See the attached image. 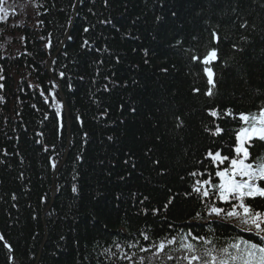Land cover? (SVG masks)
Wrapping results in <instances>:
<instances>
[{
  "label": "trees",
  "instance_id": "obj_1",
  "mask_svg": "<svg viewBox=\"0 0 264 264\" xmlns=\"http://www.w3.org/2000/svg\"><path fill=\"white\" fill-rule=\"evenodd\" d=\"M0 7V264H187L180 242L188 233L211 241L188 237L199 252L240 238L262 244L238 218L208 213L237 201L185 193L204 178L188 173L203 171L205 150L227 154L231 144L203 131L215 119L207 109L247 113L264 102V0H0ZM216 25L226 38L210 100L203 65L190 56L204 54ZM52 92L60 104L62 93L68 121ZM216 123L239 126L231 117ZM246 203L264 211L259 198Z\"/></svg>",
  "mask_w": 264,
  "mask_h": 264
},
{
  "label": "snow or ice",
  "instance_id": "obj_2",
  "mask_svg": "<svg viewBox=\"0 0 264 264\" xmlns=\"http://www.w3.org/2000/svg\"><path fill=\"white\" fill-rule=\"evenodd\" d=\"M105 4L108 0H104ZM235 11V10H233ZM5 10L0 7V19L4 18L3 13ZM176 15L175 12L172 13ZM157 22L161 20V17H156ZM111 23V21H106ZM248 21L243 20L239 27L246 29L248 27ZM254 27V25H253ZM219 25H216L209 32V38L207 42L206 51L202 56L191 55L190 59L194 62H199L203 65V74L206 77V83L208 87L204 91L203 95L210 100L216 93L217 81L216 73L214 72L213 65L219 59V44L226 37H222L219 34ZM88 31L87 28L84 29ZM241 40L247 41V37H241ZM85 44L88 42L85 41ZM181 41L177 40L174 47L179 46ZM50 46V45H49ZM236 47V45H233ZM243 50V49H239ZM190 52L191 50H186ZM145 55H148V50H144ZM148 61L146 60L145 63ZM167 71V69H162ZM60 76L63 77L64 73L61 72ZM2 87V85H0ZM56 85L53 84V88ZM71 87V85H69ZM107 90V86H105ZM194 93H199V88H193ZM43 94V93H42ZM51 99L56 103L57 115L60 114V109L63 107L58 101H56L55 93H50ZM47 99V98H46ZM134 111V109H133ZM207 115L215 118L210 123L213 125L210 127L208 124L203 125V131L208 133L211 137L223 138L224 135H228L231 144L228 145V153L222 154V150L219 148L209 147L205 150L204 159L198 160L197 163L201 165L203 171L195 170L190 171L188 175L190 177H204L203 179H194L191 184V191L185 193V195L195 194L202 201L206 200L211 194H214L216 199L223 202L237 201L238 203H230L231 210H225L221 207L211 206L208 209L210 216L215 217H227L238 218L242 225L247 226L248 231H254L256 235L264 241V211H256L250 203L246 201H256L259 198L260 201H264V102L258 106V110L255 112H240L234 114L231 108L220 110L213 106L207 109ZM221 117H231L237 121L238 127L234 129H227L216 123V119ZM79 119V118H78ZM176 127L182 129L185 124L181 116H176ZM111 139V137L109 138ZM159 139V137L157 138ZM213 143H216L214 140ZM47 150V149H45ZM207 162V163H206ZM128 163V161H125ZM159 163V161H154ZM52 167L55 169V162L52 163ZM135 167V165H133ZM211 169V170H210ZM123 179V177H121ZM183 179V177H181ZM71 191L78 193L79 189L76 184L72 185ZM15 199V197H13ZM148 197H144L147 200ZM143 203V201H141ZM173 203V198L169 197L164 208L167 209L168 205ZM158 210L154 209L153 214H156ZM199 217V213H197ZM143 238L148 240L149 237L143 234ZM188 237H191L192 241L201 240L205 244H211V241L204 240L203 237L192 236L188 233L186 237L181 238L180 249H183L188 253L183 259L187 261V264H264V246L259 243H252L248 240H239L236 243L228 245V247L221 248L219 250L215 248H204L202 252H199L197 245L192 242H188ZM64 239L63 236L60 238ZM0 241H4V236L0 235ZM176 243V239H168L167 244L172 245ZM132 245H130L131 247ZM157 249V254L162 253L165 250V243L161 241L158 245H154ZM4 247L12 251L11 245L5 243ZM119 247V245H117ZM231 249V251H230ZM143 252H148V248H141ZM131 259V257H127ZM168 259H172L171 256ZM141 264H144L141 260Z\"/></svg>",
  "mask_w": 264,
  "mask_h": 264
},
{
  "label": "bare ground",
  "instance_id": "obj_3",
  "mask_svg": "<svg viewBox=\"0 0 264 264\" xmlns=\"http://www.w3.org/2000/svg\"><path fill=\"white\" fill-rule=\"evenodd\" d=\"M74 7H75V4L73 5V9H72L73 16L75 15ZM72 25H73V18H72L71 22L69 23V25L67 27V30H66V33H65V34H68V36L70 35V30H71L70 27H72ZM51 78L53 80V77L52 76H51Z\"/></svg>",
  "mask_w": 264,
  "mask_h": 264
},
{
  "label": "water",
  "instance_id": "obj_4",
  "mask_svg": "<svg viewBox=\"0 0 264 264\" xmlns=\"http://www.w3.org/2000/svg\"><path fill=\"white\" fill-rule=\"evenodd\" d=\"M76 5H77V4H76ZM76 9H77V6L74 7V11H76ZM70 28H71V27H70ZM67 37H68V34H65V39H64V41L66 40ZM61 98H62V96H61ZM62 100H63V98H62ZM63 105H64V113L67 115V108H66V105H65L64 101H63ZM67 152H68V151H66L65 156H66ZM53 194H54V190H53Z\"/></svg>",
  "mask_w": 264,
  "mask_h": 264
}]
</instances>
